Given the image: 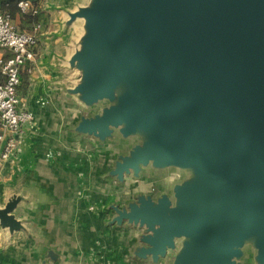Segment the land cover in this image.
I'll return each mask as SVG.
<instances>
[{
	"label": "water",
	"instance_id": "water-1",
	"mask_svg": "<svg viewBox=\"0 0 264 264\" xmlns=\"http://www.w3.org/2000/svg\"><path fill=\"white\" fill-rule=\"evenodd\" d=\"M71 17L86 29L74 91L104 103L77 128L139 140L119 177L185 171L201 147L214 159L170 194L117 207L116 221L146 228L142 254L156 262L173 251L172 264H243L250 244L264 264V0H95ZM130 68L146 86L118 93Z\"/></svg>",
	"mask_w": 264,
	"mask_h": 264
},
{
	"label": "crops",
	"instance_id": "crops-1",
	"mask_svg": "<svg viewBox=\"0 0 264 264\" xmlns=\"http://www.w3.org/2000/svg\"><path fill=\"white\" fill-rule=\"evenodd\" d=\"M87 4L41 1L38 58L29 63L32 70L19 88L21 105L34 113V121L19 137L17 158L4 159L0 150V211L11 205L6 217L0 216V264L173 262V251L158 262L142 254L146 228L116 221V209L140 196L157 200L170 194L177 174L166 179L161 174L170 167L150 164L119 177L117 161L138 137H124L118 128L103 141L77 128L83 116L101 111L74 91L81 71L73 57L86 29L85 20L71 13ZM1 54L10 52L0 48ZM240 262L262 264L250 244Z\"/></svg>",
	"mask_w": 264,
	"mask_h": 264
},
{
	"label": "built area",
	"instance_id": "built-area-1",
	"mask_svg": "<svg viewBox=\"0 0 264 264\" xmlns=\"http://www.w3.org/2000/svg\"><path fill=\"white\" fill-rule=\"evenodd\" d=\"M18 7L22 13L39 12L31 0H20ZM41 30L42 23L37 22L32 31H20L12 15L0 11V48L10 52L0 56L1 72L5 77L0 82V150L4 159L18 157L19 137L24 127L34 121V113L21 105L19 88L23 75L32 70L29 63L38 58Z\"/></svg>",
	"mask_w": 264,
	"mask_h": 264
},
{
	"label": "rangeland",
	"instance_id": "rangeland-1",
	"mask_svg": "<svg viewBox=\"0 0 264 264\" xmlns=\"http://www.w3.org/2000/svg\"><path fill=\"white\" fill-rule=\"evenodd\" d=\"M93 1L95 0H89V2H93ZM14 23L16 25L19 24V22L15 19H14ZM148 79H149V76L146 73L139 72V68L138 70L130 68L127 71L126 78L122 81V83L118 87V93H124V92L134 90L136 88H142L146 86ZM103 105L104 103L98 104L99 110L100 108L103 107ZM213 160L214 159L212 155L210 154L209 150L204 147H201L195 151L191 159V162H190L191 165H189V167H187L185 171L180 168L179 169L178 168L176 169L168 168V169H165L164 173H162L161 175L166 179L167 178L175 179L174 175L177 174L176 176L177 182H181L184 180H189V181L198 180L199 175H201L199 172L203 171L204 169L209 168L212 165Z\"/></svg>",
	"mask_w": 264,
	"mask_h": 264
},
{
	"label": "trees",
	"instance_id": "trees-1",
	"mask_svg": "<svg viewBox=\"0 0 264 264\" xmlns=\"http://www.w3.org/2000/svg\"><path fill=\"white\" fill-rule=\"evenodd\" d=\"M20 0H0V11L9 12L13 19H16L18 24V30L20 31H32L34 25L40 21L41 12L37 14L32 13H22L18 7V2ZM38 8L41 6L42 0H31ZM1 73V72H0ZM2 75V73H1ZM3 76V75H2ZM3 80L0 79V82Z\"/></svg>",
	"mask_w": 264,
	"mask_h": 264
}]
</instances>
